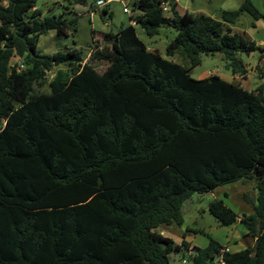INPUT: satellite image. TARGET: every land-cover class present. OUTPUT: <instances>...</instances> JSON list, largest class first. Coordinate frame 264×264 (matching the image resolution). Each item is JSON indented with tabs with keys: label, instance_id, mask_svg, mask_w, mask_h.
<instances>
[{
	"label": "trees",
	"instance_id": "obj_1",
	"mask_svg": "<svg viewBox=\"0 0 264 264\" xmlns=\"http://www.w3.org/2000/svg\"><path fill=\"white\" fill-rule=\"evenodd\" d=\"M131 10L114 52L94 53L107 63L99 73L75 49L37 51L41 35H66L73 20L41 16L35 0L0 4V264H169L181 245L160 228L183 223V201L242 179L255 181L253 211L240 220L253 245L232 252L210 240L190 264H264V82L248 91L216 75L193 79L135 29L152 37L171 26L167 57L192 68L201 54L220 53L243 76L239 55L257 46L230 25L243 13L264 22V10L251 0L221 20L178 14L173 0H138ZM62 65L68 71L46 92H33ZM208 211L223 226L237 220L221 200Z\"/></svg>",
	"mask_w": 264,
	"mask_h": 264
},
{
	"label": "rangeland",
	"instance_id": "obj_2",
	"mask_svg": "<svg viewBox=\"0 0 264 264\" xmlns=\"http://www.w3.org/2000/svg\"><path fill=\"white\" fill-rule=\"evenodd\" d=\"M80 1V0H79ZM35 0V8L39 9L41 16H61L66 21L73 20L74 28L67 31L66 35H58L54 30H49L41 35L37 43V51L40 54H54L66 49H75L81 52L83 62L91 65L97 72L105 70L107 63L97 61L94 53L101 51L107 54L114 52L113 36L121 28L130 24L129 16L137 14L132 12L131 4L128 9L131 13L122 11L123 4L120 0L106 1L103 5H96L98 0ZM176 3L178 14L185 12L192 15L209 16L214 20H221L222 11H233L239 8L244 0H173ZM0 4H6V0H0ZM251 4L260 12L264 10V0H251ZM166 11L163 15L171 16L169 7L165 3ZM106 10V11H104ZM134 23V22H132ZM133 25V24H132ZM232 31L243 34L250 42H254L257 49L249 54H240L245 65L246 72L243 76L232 75L225 68V62L220 53L213 55L201 54L200 63L190 68L187 60L181 55L167 57L165 54L168 43L175 37L176 31L171 26L162 25L158 34L148 37L144 31L135 26L136 36L147 47L148 50L158 54L163 59L177 63L188 68V74L193 79H201L216 75L226 81L238 84L245 90H255L264 82L260 75V69L264 63V22L253 20L246 13L241 14L237 21L230 25ZM21 59L13 56L10 59L11 66L20 65ZM19 69H22V67ZM58 70L68 71L65 65L51 69L47 74L44 85L35 87L34 93L46 92L47 82ZM1 127V125H0ZM226 195V196H225ZM255 181L253 179H242L234 183H227L205 193H191L182 203L180 214L183 223L180 226L170 225L161 227L181 245L180 251H175L168 256L169 264H190L196 249L208 246L210 240H214L223 248L235 252L254 243V236L241 223V219L249 216L253 211L256 201ZM214 200H221L234 211L238 220L233 225H221L208 211L209 204ZM185 245L181 244V241ZM212 264H223L220 258H215Z\"/></svg>",
	"mask_w": 264,
	"mask_h": 264
},
{
	"label": "built area",
	"instance_id": "obj_3",
	"mask_svg": "<svg viewBox=\"0 0 264 264\" xmlns=\"http://www.w3.org/2000/svg\"><path fill=\"white\" fill-rule=\"evenodd\" d=\"M106 1H110V0H106ZM106 1L103 2L102 0H98V1H96V5H103L106 3ZM137 1L138 0H120V2L123 4L122 11L124 13H128V14L131 13L128 9V4H132L133 2H137ZM161 10H162V12L166 11L165 3H161ZM131 23H132V21H131ZM132 24H134V23H132ZM19 67L21 68L22 66L19 65Z\"/></svg>",
	"mask_w": 264,
	"mask_h": 264
},
{
	"label": "crops",
	"instance_id": "obj_4",
	"mask_svg": "<svg viewBox=\"0 0 264 264\" xmlns=\"http://www.w3.org/2000/svg\"><path fill=\"white\" fill-rule=\"evenodd\" d=\"M130 24H132L131 22H130ZM223 79V78H222ZM1 125H3V122L1 123ZM237 220H238V218H237ZM160 233L163 235V236H165V237H168V238H171L173 241H176V240H174L169 234H168V232L167 231H165V230H160ZM177 242V241H176ZM228 250V249H227ZM230 251V250H229Z\"/></svg>",
	"mask_w": 264,
	"mask_h": 264
}]
</instances>
